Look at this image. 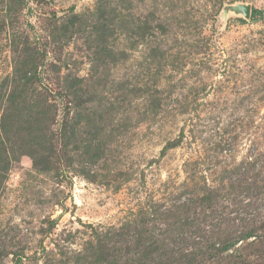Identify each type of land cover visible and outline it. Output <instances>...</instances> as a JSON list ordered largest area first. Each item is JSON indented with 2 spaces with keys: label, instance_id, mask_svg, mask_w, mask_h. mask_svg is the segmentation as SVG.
I'll return each instance as SVG.
<instances>
[{
  "label": "rangeland",
  "instance_id": "obj_1",
  "mask_svg": "<svg viewBox=\"0 0 264 264\" xmlns=\"http://www.w3.org/2000/svg\"><path fill=\"white\" fill-rule=\"evenodd\" d=\"M236 2L264 10V0H0V264H92L93 227L203 192L264 154V12H222ZM25 49L44 54L48 102L68 92L66 114L64 103L55 112L73 126L63 171H38L25 152L42 140L24 124L44 92L39 67L20 78ZM10 105L20 130L7 128Z\"/></svg>",
  "mask_w": 264,
  "mask_h": 264
},
{
  "label": "trees",
  "instance_id": "obj_2",
  "mask_svg": "<svg viewBox=\"0 0 264 264\" xmlns=\"http://www.w3.org/2000/svg\"><path fill=\"white\" fill-rule=\"evenodd\" d=\"M263 12L251 7L250 16H260ZM161 28L165 33V28ZM25 53L20 78L30 79L35 75L32 71L39 67L36 74L41 81L46 68L44 54L37 57L27 49ZM54 67L60 77L59 66L54 64ZM40 84L44 92L37 105L38 112L35 118H27L32 123H25L24 129L40 128L42 140L36 146L33 142L25 146V152L38 171H63L62 166L68 169L71 165L73 126L68 125L66 117L55 119L56 108L64 103L62 91L58 89L56 99L50 103L51 88L46 82ZM65 92L64 115L69 105L68 92ZM14 109L18 108L13 105L8 108L6 117L11 119L7 128L20 130L22 123L19 124ZM182 136L180 132L164 148L178 145ZM258 163L264 166L263 152L236 166L216 186L204 187L203 192H180L173 199L140 208L143 218L101 229L93 227L85 245L88 255L83 261L92 264H264V168L257 167ZM49 222V228L53 227L55 220ZM15 259L19 264V256Z\"/></svg>",
  "mask_w": 264,
  "mask_h": 264
},
{
  "label": "water",
  "instance_id": "obj_3",
  "mask_svg": "<svg viewBox=\"0 0 264 264\" xmlns=\"http://www.w3.org/2000/svg\"><path fill=\"white\" fill-rule=\"evenodd\" d=\"M222 12H231L235 15H242L245 19L249 18L251 14V6L248 3L236 2L233 4H225L222 6Z\"/></svg>",
  "mask_w": 264,
  "mask_h": 264
}]
</instances>
